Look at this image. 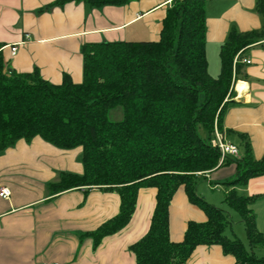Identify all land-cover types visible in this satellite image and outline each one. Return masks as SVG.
<instances>
[{
	"label": "trees",
	"instance_id": "16d2710c",
	"mask_svg": "<svg viewBox=\"0 0 264 264\" xmlns=\"http://www.w3.org/2000/svg\"><path fill=\"white\" fill-rule=\"evenodd\" d=\"M134 1L57 0L41 12L71 2L101 9ZM206 31V0H174L158 41L84 44L80 84L69 75L53 84L38 69L16 73L7 67L0 44V153L35 138L60 150L80 149L83 174L63 172L49 190L52 196L77 189L120 196L119 214L89 234L96 247L129 225L140 189L156 188L150 229L130 247L137 264H189L201 246L220 247L234 264H264V257L255 253L264 249V233L251 208L255 198L236 189L264 175V158L255 159L251 140L243 134L238 157L222 160L214 144L217 132L233 134L225 130L224 118L234 103L235 83L249 78L246 66L235 59L264 43V30H231L220 49L218 77L209 72ZM118 107L124 118L111 121L109 113ZM233 165L235 176L222 184L232 187L225 202L240 215L250 252L242 240L226 235L233 224L230 214L196 191L200 180ZM182 187L206 220L190 221L183 239L174 242L171 203Z\"/></svg>",
	"mask_w": 264,
	"mask_h": 264
},
{
	"label": "crops",
	"instance_id": "0c3cea01",
	"mask_svg": "<svg viewBox=\"0 0 264 264\" xmlns=\"http://www.w3.org/2000/svg\"><path fill=\"white\" fill-rule=\"evenodd\" d=\"M57 0H0V44L7 67L16 73H32L61 84L64 76L83 82L81 48L86 43L158 41L167 9L174 0H138L124 6L91 9L71 2L44 10ZM207 58L211 76L221 72L220 49L231 30H264V0H206ZM18 47L15 55L11 47ZM248 80L235 83L236 96L225 115L226 139L238 146L239 134L250 138L255 159L264 158V43L255 44L241 59ZM63 172L83 174L82 151L60 150L35 138L19 141L0 153V264H137L130 247L148 233L157 204V189L142 188L127 227L105 237L96 247L89 234L120 212L115 192L70 190L52 196L49 184ZM236 174V166L208 175L215 188ZM212 186V185H211ZM232 188V187H231ZM228 188V191L231 189ZM236 189L254 197L251 208L257 228L264 233V175ZM225 202V200H224ZM226 203V202H225ZM227 204V203H226ZM230 214V213H229ZM205 214L179 189L171 203V240L183 239L190 221L204 222ZM245 244V243H244ZM218 246H201L189 264H234Z\"/></svg>",
	"mask_w": 264,
	"mask_h": 264
},
{
	"label": "rangeland",
	"instance_id": "374dc122",
	"mask_svg": "<svg viewBox=\"0 0 264 264\" xmlns=\"http://www.w3.org/2000/svg\"><path fill=\"white\" fill-rule=\"evenodd\" d=\"M123 118L124 113L121 107L115 108L109 113V119L111 121H121L123 120ZM196 191L198 195L208 203L226 211L227 213H230L233 224L232 227L226 231V235L231 239L239 238L240 240H242L243 243H245L247 250L250 252L251 249L247 240L245 226L241 221L240 215L224 202L228 193V187L221 186L218 189L211 186L209 181L204 179L198 182ZM255 253L258 257H264V249L257 248Z\"/></svg>",
	"mask_w": 264,
	"mask_h": 264
},
{
	"label": "built area",
	"instance_id": "2783aa9c",
	"mask_svg": "<svg viewBox=\"0 0 264 264\" xmlns=\"http://www.w3.org/2000/svg\"><path fill=\"white\" fill-rule=\"evenodd\" d=\"M18 50V47H11L12 54L15 55ZM244 63L246 65H250L252 61L248 58L246 59H241L239 56L236 57L235 63ZM214 144L218 146L221 150L222 153V160L227 157V156H233V157H238L240 155V149L238 146L234 145L230 141H228L225 137V135L217 132L216 133V139L214 141ZM12 195V192L8 188H1L0 189V197L4 199H10ZM43 264H51V263H43ZM59 264V263H55Z\"/></svg>",
	"mask_w": 264,
	"mask_h": 264
}]
</instances>
